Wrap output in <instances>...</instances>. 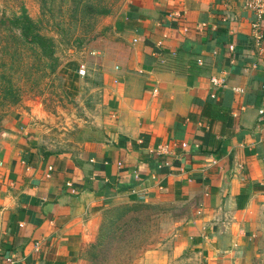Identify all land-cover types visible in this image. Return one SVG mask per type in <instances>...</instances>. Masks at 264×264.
<instances>
[{
  "label": "crops",
  "instance_id": "1",
  "mask_svg": "<svg viewBox=\"0 0 264 264\" xmlns=\"http://www.w3.org/2000/svg\"><path fill=\"white\" fill-rule=\"evenodd\" d=\"M244 1L139 0L116 16L124 53L78 154L46 151L24 119L3 125L0 264H92L104 212L159 202L178 229L141 264H260L264 14L255 45Z\"/></svg>",
  "mask_w": 264,
  "mask_h": 264
},
{
  "label": "rangeland",
  "instance_id": "2",
  "mask_svg": "<svg viewBox=\"0 0 264 264\" xmlns=\"http://www.w3.org/2000/svg\"><path fill=\"white\" fill-rule=\"evenodd\" d=\"M138 2L0 0V15L15 17L22 7L32 21L41 23V32L56 42L55 60H47L35 47L24 45L16 28L3 31L18 65L2 76L0 60V92L2 87L8 89L0 94V130L24 119L46 151H82L102 116L110 71L124 53L114 19ZM114 208L102 214V237L87 254L92 264H141L146 250L168 241L178 229L176 206L159 202ZM258 255L259 263H264V237Z\"/></svg>",
  "mask_w": 264,
  "mask_h": 264
},
{
  "label": "trees",
  "instance_id": "3",
  "mask_svg": "<svg viewBox=\"0 0 264 264\" xmlns=\"http://www.w3.org/2000/svg\"><path fill=\"white\" fill-rule=\"evenodd\" d=\"M19 15H14L10 18H6L4 15H0V25L2 26V30L0 31V60L2 62V76L4 73H8L18 65V60L13 58L14 51H12L11 47L8 45V40L6 35L3 33L4 30L12 27L19 30V34L21 38L24 39V45H31L37 49L39 54L47 60L54 61L55 54V39L53 36L45 35L41 32V23L34 22L27 15L24 8L20 7ZM106 12V11H104ZM21 51V50H20ZM20 51L17 53L20 54ZM23 53V50H22ZM20 56V55H19ZM9 82V77H4ZM4 79V80H5ZM8 92L7 87H2L0 94L4 95ZM4 108V107H3ZM129 205H121L115 208H123ZM114 208V209H115ZM109 210V209H108ZM113 210V209H112ZM111 211V210H110ZM102 226H104L102 224ZM102 227L100 228V237H102Z\"/></svg>",
  "mask_w": 264,
  "mask_h": 264
},
{
  "label": "built area",
  "instance_id": "4",
  "mask_svg": "<svg viewBox=\"0 0 264 264\" xmlns=\"http://www.w3.org/2000/svg\"><path fill=\"white\" fill-rule=\"evenodd\" d=\"M243 6L245 8H247V9H251L252 11L255 12L257 20L252 25V37H253V41H254L255 45H260V43H261V35H260L261 30H260V26H259L258 21L261 20L262 15L264 14V0H245L244 3H243ZM210 81L213 84H217L218 83V81L216 79H214V78H211ZM262 89L264 90V85L262 86ZM258 113L262 114L263 113V109H260L258 111ZM181 147L182 148L186 147V144L182 143ZM158 149L162 150V149H165V147H161V148H158ZM262 160H264V158ZM7 263L8 264H13V260H12L11 257L9 259H7Z\"/></svg>",
  "mask_w": 264,
  "mask_h": 264
}]
</instances>
